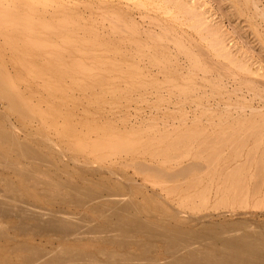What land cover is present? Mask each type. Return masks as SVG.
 I'll return each instance as SVG.
<instances>
[{"label": "rangeland", "instance_id": "1", "mask_svg": "<svg viewBox=\"0 0 264 264\" xmlns=\"http://www.w3.org/2000/svg\"><path fill=\"white\" fill-rule=\"evenodd\" d=\"M259 1L260 7H264V0ZM74 3L86 21L105 14V23L115 16L152 37L167 36L171 51L180 55L177 56L182 71L166 76L141 65L145 75L137 83L147 85V89L137 90L132 79L116 78L109 65H102L97 45L80 42L83 33L54 42L47 31H28L16 25L14 17H0V88H3L0 134L10 131L14 136L12 142L0 140V157L3 165L8 166L0 168V196L10 197L12 190H17L14 192L18 199L35 208L83 218L80 235L85 234L86 238L62 241L34 233L22 235L16 227L17 218L0 217V260L8 259L14 264L18 258H24L27 251L16 250L23 245L47 251L57 247L77 250L96 256L98 261L104 260V255H99L103 252H120L116 245L90 238L105 234L117 237L116 229L107 228L106 231L112 232L97 234L85 230L89 223L105 224L92 208L97 205L101 209L108 203L99 200L84 208L61 204L52 195L59 191V196L67 197V184L98 193L107 189L106 195L131 201L134 208L130 214L163 225L197 229L203 224L249 222L264 235V24L250 0H76ZM98 33L111 39L107 28ZM125 39V34L120 33L114 42L120 46L122 41L127 44ZM176 40L191 53V58L199 59L206 73L197 70L188 74L189 60L183 51L174 50ZM116 46L112 43L110 47ZM151 83L156 87L150 88ZM16 142L28 152H38V156L48 159L39 156V162H32L18 156L14 149L21 146ZM104 143H108L107 147ZM116 143L120 149L129 148L118 151ZM76 145L87 147L79 151ZM98 145L108 150L97 151L101 149ZM215 149L221 159L211 160ZM230 153L241 154L238 161L232 160ZM9 162L16 169H10ZM24 168L36 173L32 178L39 175V186L27 182L28 178L21 174ZM233 169L239 171L235 179L231 177ZM243 184L247 186L245 192L241 191L245 190ZM43 189L50 194L47 196ZM26 225L32 227L34 222L27 221ZM156 243L153 254L160 256L161 243ZM128 250L136 251L135 245Z\"/></svg>", "mask_w": 264, "mask_h": 264}, {"label": "bare ground", "instance_id": "2", "mask_svg": "<svg viewBox=\"0 0 264 264\" xmlns=\"http://www.w3.org/2000/svg\"><path fill=\"white\" fill-rule=\"evenodd\" d=\"M75 1L76 0H0V17L12 16L16 19V25L21 26L23 29L28 30V31H34V30H36V31H39V30L40 31H47L51 34V38L54 42L60 41L61 39H64V38L68 39L69 37H73L72 34H78V33L82 34L83 33V35L80 38V42L82 44H92V45L95 44V45H97L99 48V59L101 60L102 65H104V66L109 65L111 67L110 70L115 72L116 78H121V76H127L130 79H132L134 81V88L135 89L145 88L147 86V85L145 86L144 84H142L140 82L137 83V81L142 80L143 78H141V77H144V75H145L143 70L141 69V65H147L149 68L157 69L158 74H162V75H166V76H169V75L172 76V75H175V74L182 71V70L180 71V64H179V59L177 56L179 54H177V52H175V51H174L175 53H173V51H171V49H170L171 47L169 46V43H168L171 41L169 40V38L167 36L157 34V36L152 37L154 35L151 36L147 32H141L137 26H134V24H130V23L125 22V21L121 22L115 16H112L113 18L110 17L111 19L108 18L109 19L108 23H105V20H107V17L105 14H103L100 17V19L93 17L91 20L86 21L84 19V17L81 16V14L78 12V8H77L78 6L76 3H74ZM260 3L261 2L259 0H250V5L254 9L255 13L258 16H260V18L262 19V22L264 24V7H260L261 6ZM114 18H116V20ZM106 28L108 29L107 35L111 36V39H106L105 37H102V35L100 33H98L99 30L105 31ZM120 33L125 34V36H126L125 41L127 42V44H124L125 42H123L121 40L122 44L120 46H116V44L114 42L115 37L117 34H120ZM165 33L167 34L166 31H165ZM91 34H92V36H91ZM112 43H114V45L116 47H110L112 45ZM123 44L125 46H122ZM173 44L175 46L174 50H176L178 52L183 51L184 54L186 55V57L188 58L189 63H190L188 74H194L197 70H199L203 73L207 72V69L203 67L202 63L199 61L198 58H196L193 55H192L193 58L190 57L191 53L188 50H185V48H183V46H181V42L179 43V41H177V42H174ZM112 48H114L115 50ZM173 54H175V55H173ZM212 64H213V62H212ZM147 66H146V68H148ZM146 75H148V74H146ZM207 75H208V73H207ZM202 76H203V74H202ZM230 77H232V76H230ZM187 81H189V80H187ZM0 85H2V84L0 83ZM149 86H150V88L156 87L152 83L149 84ZM172 87H176V86H172ZM0 89H3V88H0ZM127 89H129V88H127ZM145 89H147V88H145ZM158 91H159V89H158ZM184 92H186V90ZM239 92H241V91H239ZM125 94H127V93H125ZM144 94H145V92H144ZM6 96H7V94H6ZM10 96L11 95L8 93L7 97H10ZM142 96H143V94H142ZM3 97L6 98L5 95ZM143 97H145V96H143ZM178 97H176V98H178ZM257 97H258V95H257ZM185 98H186V96H185ZM9 101L12 103V99L11 100L9 99ZM14 101L15 100H13V102ZM10 102H7V103H10ZM161 102H162V100H161ZM224 106H226V105H224ZM226 107H228V106H226ZM153 108H155V107H153ZM248 110H249V107H248ZM253 110L256 111V108H254ZM258 110L259 109H257V111ZM27 116H30V115H27ZM262 117L264 118V115ZM262 123H264V122H262ZM259 125H262V124L260 123V124H257L256 126L259 127ZM262 126L264 127V124ZM250 132H251V130H250ZM227 135H229V134H227ZM12 136H13V134L10 133V131H6V132L4 131L2 134H0V140H2L3 143L6 142L7 140L8 141L10 140V142H12V141H14V138H13L14 136L13 137ZM38 137H39V135H38ZM184 139H185V137H184ZM240 139L243 140L242 137ZM186 140H187V138H186ZM253 140H255V139H253ZM117 141H119V140H116V142ZM211 141H213V140H211ZM221 141H224V140H221ZM121 142L123 143L125 141H121ZM232 142H234V141L232 140ZM16 143L18 144V142H16ZM99 143H100V141H99ZM114 143H115V141H114ZM118 143H120V142H118ZM125 143L128 144V142H125ZM125 143L123 144L124 146H125ZM235 143H236V140H235ZM104 144H102V145L106 146V144H108V143H104ZM79 145H81V144H79ZM110 145H111V143H110ZM17 146H21V147H19V149L15 148L16 150L14 149V151L17 153L18 156H22L24 159H27L28 161L39 162L38 161L39 156H40V159L41 158H42V160L44 159V157H41L43 155H39V156L37 155L38 152L37 153H30V152H28L26 147H22V145H20V144H18ZM78 146L76 145V147L79 149L80 146L79 147ZM81 146H83V145H81ZM98 146H100V145H98ZM116 146L118 147L117 148L118 151H121L123 149L125 150V148L120 149L119 145L117 143H116ZM234 146H236V145H234ZM257 146H258V142H257ZM85 147H87V146H84V149L80 148L79 151H81L82 149L86 150ZM95 147L93 146V148H95ZM106 147H104V148L107 149ZM114 147H115V144H114ZM120 147L122 148V146H120ZM130 147H131V145H130ZM210 147H212V146H210ZM72 148L77 149L75 147H72ZM93 148H92V151H93ZM104 148L102 146L101 149L99 148V150L97 149V151L105 150ZM108 148H109V145H108ZM128 148L126 147V150ZM232 148H235V147H232ZM10 149L13 150V148H10ZM113 149L114 148H112L111 150H113ZM109 150H110V148H109ZM249 150H250V148H249ZM254 150H256V149H254ZM95 151H96V148H95ZM114 151H115L114 153H116L117 150L114 149ZM239 151H238V153H239ZM213 153H214L215 157H214V155H212L213 158L211 160H214V158H215V160H218V158H220L219 150L215 149V151ZM236 153H237V151H236ZM230 155H231V153H230ZM230 155H229V157H230ZM240 155H238V156H237V154L231 155L232 160H236L237 158H239ZM212 156H210V157H212ZM263 156H264V154H263ZM46 159H48V158H45L44 160H46ZM100 159H101V157H100ZM100 159H98V160H100ZM42 160H41V162L43 163ZM258 160H260V159L258 158ZM206 161H209V160H206ZM236 161H238V160H236ZM2 162H3L2 157H0V168H3V166L8 167L6 165H3ZM6 162H7V160H6ZM41 162L39 164H41ZM48 162H50V161H48ZM215 163H216V161H215ZM244 163H245V161H244ZM10 164L11 163L9 162V165ZM29 164L30 163H28V165ZM75 164H76V162H75ZM77 164H78V161H77ZM247 164H248V162H247ZM7 165H8V162H7ZM210 165L212 166L213 164H210ZM242 165H243V163H242ZM258 166L260 167L261 165H258ZM9 167H10V169L11 168L16 169L15 166H12V165H10ZM259 167H257V168L259 169ZM207 168H208V166H207ZM210 168L211 167L209 166V169ZM260 169H261V167H260ZM19 170H21V169H19ZM29 170H30V168H29ZM213 170H215V169H213ZM229 170H231V169H229ZM255 170H257V169H255ZM30 171H28L24 168L23 170H21V174H23L25 177L28 178L27 182L32 181V185L36 186L37 182L39 181L38 180L39 175L37 176V179L32 178V176L34 177V175L36 173L34 174L33 170H30ZM227 171L225 172L226 174H227ZM257 171H259V170H257ZM214 172L215 171H213V173ZM241 172H242V170H240V174H241ZM259 172H261V170ZM232 173L233 174H231L232 175L231 177L234 178L235 176H237V174H239V171L238 170L234 171V169H233ZM242 176H245V175H242ZM257 176L259 178V175H257ZM225 177H228V176L225 175ZM79 179L81 180L82 178H79ZM236 179H238V178H236ZM257 179L255 180L256 181L255 183H258ZM223 180H224L223 184L225 185L224 182L226 180L224 178H223ZM242 180L243 179H241V181ZM83 181L87 182V180H83ZM232 181H233V179H232ZM55 182L56 181L53 182L52 186H55L54 185ZM67 182H70V181L66 180V183ZM90 182H92V180ZM236 182H237V180L235 181V183ZM43 183L45 184V182H43ZM58 183L61 184L60 181L57 182V185H59ZM235 183H234V185H235ZM255 183L253 182V184H255ZM63 184L61 186H63ZM236 185H237V183H236ZM241 185H242V183H241ZM12 186L13 185H11V187ZM66 186H67L66 188H69V193H68L67 197L59 196L58 195L59 191L57 194H55V193L53 195L51 194L52 198L59 200L58 202L61 204H65V205L70 204V205H73L76 207L84 208V207H88L90 203L98 202L99 200H105L108 203L104 206L102 205L103 207L101 209L97 208V205H96V207L92 208V210L95 213L99 214L98 217H100L101 219H104L103 223H105V224L98 226L95 224L90 225V223H89L85 227V230L97 234V233H104V232H112V230L106 231L107 228L113 229L114 231L116 229V231L119 232L117 237H112V235L109 236L108 234H105L103 236H93V237L88 236V237L99 240V241H103L104 243L116 245L119 247L120 252L117 253V252L112 251V252H107V253L103 252L102 253V251H101L102 254H99V255H102V256L104 255V260L98 261L96 256L83 254L82 252H79L77 250H68V249H64L62 247H57L51 251H47V250L39 249L36 247H30V246L27 247L26 245L25 246L23 245L22 247H19V249L17 248L16 250L17 251L23 250L25 252L27 251L28 255L25 256L24 258H18L16 260V263L14 262V264H264V235L261 233L262 231L259 228L253 227L252 224H250L249 222H240V223H235V224H228L227 223L226 225L203 224L202 226H200L197 229L187 228V227H184L183 225L168 226V225H163L162 223H159L157 221H151L148 219H143V217H141L140 215L135 216L133 214L134 215L133 216L132 214H130L131 212H129V211H131V209L133 210V208H134V205L131 204V201L128 202L126 200H122L123 198L121 199L118 195L108 196V195H106L107 189L106 190L102 189L101 192L98 193V192H96V190L94 191L90 188H86L85 186H84L85 188H77V187L71 186V185H69L70 187H68V184ZM101 186L99 185V187H101ZM240 186L239 185L237 186L238 191L240 189L239 188ZM255 186H256V184H255ZM259 186H260V184L258 185V187ZM246 187L244 185L245 190L242 189L241 191L242 192L247 191ZM5 188H7L6 184H5ZM55 188H57V187H55ZM255 188H257V187H255ZM13 189H15V188H13ZM8 190H10V189H8ZM8 190H7V193H8ZM251 190H252V188H251ZM12 191H13L12 196H10V197H9V195L0 196V217H6V218L15 217V218H17L19 220L18 221L19 224L18 225L16 224L17 225L16 227L21 232L22 235H27L28 233H34V234H39V235L53 236L56 239L62 240V241L70 240V239L75 240V241H79V240L86 239V238H83V235H85V234H83L82 236L80 235L81 229H84L80 225L81 221L84 220L83 218L81 220L78 217L76 218V216H74V217H72V215L70 216V214H68L70 216V218H68L67 217L68 215L66 216L65 213L62 211H51L49 209H43V208L40 209V207L35 208L34 205L27 203V201L25 202L24 199H22V201L20 199H18L19 196L17 197L16 193L14 192V191L17 192V190H12ZM43 191H45V190L43 189ZM238 191H237V193H238ZM41 193H42V191H41ZM45 193H46V191H45ZM48 194H50V192ZM48 194L46 193L47 196H48ZM225 201H227V200H225ZM99 205H101V204H99ZM124 213H125V215L130 214L131 216H129V217L123 216ZM30 220L34 222V225L32 227L27 226L28 224L26 225V222L30 221ZM237 231H240V233H235ZM0 232H1V230H0ZM3 234H5V233H3ZM1 236H2V234L0 233V238H2ZM85 237H87V236H85ZM137 237L139 238L138 240H134V241L130 240L131 238L137 239ZM156 242L161 243L162 253L160 256H162V258H160L159 255L153 254L155 251V248H156V244H157ZM130 245L131 246L135 245L136 251H129L128 248ZM107 251H108V249H107ZM0 264H10V263H9V260L6 259L4 261L0 260Z\"/></svg>", "mask_w": 264, "mask_h": 264}]
</instances>
